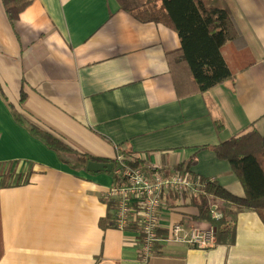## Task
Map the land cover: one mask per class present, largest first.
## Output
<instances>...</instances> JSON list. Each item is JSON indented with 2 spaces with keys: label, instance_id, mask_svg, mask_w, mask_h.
Here are the masks:
<instances>
[{
  "label": "crops",
  "instance_id": "obj_1",
  "mask_svg": "<svg viewBox=\"0 0 264 264\" xmlns=\"http://www.w3.org/2000/svg\"><path fill=\"white\" fill-rule=\"evenodd\" d=\"M225 1L255 64H233L234 80L178 99L166 60L176 32L116 0H32L14 23L0 0V169L27 182L0 188V264H264L263 212L238 215L232 246L159 242L161 255L143 261L137 226L108 225L112 174L72 170L12 114L94 158L139 156L161 174L194 159L191 174L243 197L210 148L264 115V0ZM197 215L183 199L164 204L159 229Z\"/></svg>",
  "mask_w": 264,
  "mask_h": 264
},
{
  "label": "trees",
  "instance_id": "obj_2",
  "mask_svg": "<svg viewBox=\"0 0 264 264\" xmlns=\"http://www.w3.org/2000/svg\"><path fill=\"white\" fill-rule=\"evenodd\" d=\"M1 1L8 21L14 23L32 0ZM116 1L120 9L135 20L141 23L161 24L177 33L180 45L166 53V60L178 99L197 93L202 94L216 85L234 80L235 72L231 70L223 56V50L227 45L232 51L233 64L237 72H243L255 64V59L225 0ZM21 92L20 103L25 97ZM12 114L15 121L31 136L57 153L60 160L74 171L92 174L86 171V165L90 161L113 163L111 159H99L78 153L51 133L24 119L16 111ZM214 125L218 130L222 128L218 121L214 122ZM210 150L218 159L228 162L243 189V197L231 194L215 180L191 174L189 170L195 162L191 159L173 167L169 173L179 172L191 179H198L201 182L198 194L188 196L187 193L179 195L166 192L163 195L164 204L173 207L177 205V200L183 199L187 205L197 209L198 215L195 217L197 222L207 223L215 229V245L232 246L236 239L238 215L242 212L261 214L264 211V115L248 124V128L239 136L221 142ZM65 153H70L72 158L66 159ZM123 156L124 161L130 164V156L126 154ZM131 166L142 168L137 160L133 161ZM8 177L1 167L0 188L11 186L8 184ZM18 184L17 182L15 185ZM107 205L110 222L108 225L113 227V212L111 214L113 206L109 202ZM214 212L219 213L220 218L215 219ZM99 223L103 227V220ZM157 234L160 237L165 231L159 229ZM161 248L162 244L155 243L152 255H161Z\"/></svg>",
  "mask_w": 264,
  "mask_h": 264
},
{
  "label": "built area",
  "instance_id": "obj_3",
  "mask_svg": "<svg viewBox=\"0 0 264 264\" xmlns=\"http://www.w3.org/2000/svg\"><path fill=\"white\" fill-rule=\"evenodd\" d=\"M112 175L114 179L104 197L113 206V226L119 230L137 226L142 260L148 258L154 244L159 242L186 243L197 249L213 246L214 233L211 229L200 231L197 227H190L189 233L185 234L182 226L175 224L164 235L159 237L157 234L158 215L164 205L163 195L166 192L197 195L201 187L198 179L179 173L149 177L139 169L132 168L121 155L115 158Z\"/></svg>",
  "mask_w": 264,
  "mask_h": 264
},
{
  "label": "rangeland",
  "instance_id": "obj_4",
  "mask_svg": "<svg viewBox=\"0 0 264 264\" xmlns=\"http://www.w3.org/2000/svg\"><path fill=\"white\" fill-rule=\"evenodd\" d=\"M223 56H224V59H225V61H226V63L227 64H230L229 66H230V68L231 69H233V57H232V51L229 49V46L227 45L225 48H224V50H223ZM118 155H121V154H116L114 157H113V159H111L112 161H113V163H112V170H111V174L114 172V169H115V158L118 156ZM123 158H124V156L123 155H121ZM138 161L141 165H142V168H144V169H142L140 166H136L135 168L134 167H132L131 166V163L133 162V161ZM143 162H146L144 159H142V158H139V156H131L130 157V166L132 167V168H134V169H139L141 172H143V174H145L146 176H149V177H151V176H153V175H156V174H158V175H161V176H165V175H170V174H174V173H179V172H174V173H168V174H161V173H159V172H156L155 170V172L153 171V169H152V167H150L149 169L148 168H146V167H144V165H143ZM114 165V166H113ZM147 169V170H146ZM153 171V172H152ZM5 174H8L7 172H6V169H5ZM93 174V173H92ZM110 174V173H109ZM179 174H181V175H184V174H182V173H179ZM9 175V174H8ZM184 176H187V175H184ZM187 177H189V176H187ZM113 179H114V177H113V175H112V181H113ZM19 183L18 185H20V184H25V183H27L26 181H25V178H16V179H14L13 178V176L12 175H9V177H8V184H11V186L10 187H12V186H18V185H15L16 183ZM111 184H112V182H111ZM110 184V185H111ZM109 188H110V186H109ZM109 188H108V190H109ZM186 195H191V194H189V193H187ZM191 196H193V195H191ZM160 212V211H159ZM263 212V216H262V218H263V220H264V211H262ZM261 212V213H262ZM213 217L215 218V219H218V218H220V214L219 213H216V212H214L213 213ZM195 222H197L196 220H195V218L194 219H192V220H188V221H186V222H184V221H182V223L181 222H177V223H174L173 225H175V224H179V225H181L182 226V228L184 229V233L185 234H188L189 233V229H190V227H197V228H199V230L200 231H206V230H208V229H211L212 231H213V233H214V228L212 227V226H210L209 224H207V223H204V222H197V223H195ZM199 223V224H198ZM204 224H206V225H204ZM173 225H171V226H173ZM130 226H127V227H125V229H127V228H129ZM116 229V228H115ZM125 229H123V230H125ZM117 230H119V229H117ZM159 230V229H158ZM157 230V231H158ZM165 233H166V231H165ZM214 239H215V236H214ZM173 244H183V245H186V246H188V247H190V248H194V249H197V248H195V247H193V246H191V245H189V244H186V243H173ZM213 245H215V244H213ZM154 249V248H153ZM153 252V251H152ZM151 256H153L152 255V253H150V255L148 256V258L149 257H151ZM147 258V259H148ZM147 259H145V260H143V261H146Z\"/></svg>",
  "mask_w": 264,
  "mask_h": 264
},
{
  "label": "water",
  "instance_id": "obj_5",
  "mask_svg": "<svg viewBox=\"0 0 264 264\" xmlns=\"http://www.w3.org/2000/svg\"><path fill=\"white\" fill-rule=\"evenodd\" d=\"M111 170H112V163L90 161L86 165V171L93 174L110 173Z\"/></svg>",
  "mask_w": 264,
  "mask_h": 264
}]
</instances>
